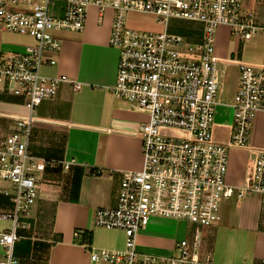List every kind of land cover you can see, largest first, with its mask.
Listing matches in <instances>:
<instances>
[{"label":"built area","instance_id":"2783aa9c","mask_svg":"<svg viewBox=\"0 0 264 264\" xmlns=\"http://www.w3.org/2000/svg\"><path fill=\"white\" fill-rule=\"evenodd\" d=\"M113 10L109 45L119 53L117 74L107 87L115 100L143 112L140 123L141 167L123 172L114 208L95 211V227L120 230L121 250L88 251L94 264H212L211 252L202 247V232L222 219L224 203L258 197L264 213V147L250 143L256 114L264 112V63L240 57H219L216 33L221 26L243 42L264 35V22L244 8L243 0H0V32L30 39L22 49L0 55V92L23 103L30 111L50 98L59 84L74 91L81 84L60 75L41 74L54 66L60 41L56 31L84 30L88 9ZM128 12L150 14L163 24L162 32L125 27ZM235 65L239 77L235 93L224 95L227 68ZM231 109L229 123L213 121L215 109ZM10 132L0 137V195L10 208L0 212L9 220L0 231V264H20L14 244L21 237V218L27 217L37 199L38 172L61 163L46 160L29 149L33 117H15ZM217 128L225 131L216 136ZM247 153L242 183H228L229 152ZM185 221L188 235L175 254L156 257L136 249V236L151 219Z\"/></svg>","mask_w":264,"mask_h":264},{"label":"crops","instance_id":"0c3cea01","mask_svg":"<svg viewBox=\"0 0 264 264\" xmlns=\"http://www.w3.org/2000/svg\"><path fill=\"white\" fill-rule=\"evenodd\" d=\"M243 5L247 9L244 0ZM112 21V9H105L100 16L99 8L91 5L83 31L54 33L60 50L46 53L45 58H54L57 63L43 66L41 74L74 79L81 84L78 91L69 83H61L32 111L18 99L0 92V137L10 132L15 117L30 115L31 153L46 160L72 161L67 169L58 163L38 172L36 203L28 216L21 218V237L13 248L20 264H94L88 255L91 248L121 250L125 246L122 231L95 227L93 222L97 209L116 206L122 173L140 169L141 140L137 129L147 120L143 112L112 98L107 89L115 82L119 57L118 50L108 43ZM5 34L11 33L0 32V55L20 50L30 42L20 35L16 36L23 40L11 41ZM244 168L234 182L229 170L228 183L240 185ZM256 200L259 207L251 218H222L215 227L202 232V247L211 252L212 264H264V213ZM49 202L50 227L46 234L37 236L38 221L45 217L41 215L44 208L38 207ZM9 206L0 195V212ZM174 224L151 219L138 232L136 249L156 257L175 254L180 240L173 238ZM228 234L232 249L226 254ZM217 247L220 252L215 256Z\"/></svg>","mask_w":264,"mask_h":264},{"label":"rangeland","instance_id":"374dc122","mask_svg":"<svg viewBox=\"0 0 264 264\" xmlns=\"http://www.w3.org/2000/svg\"><path fill=\"white\" fill-rule=\"evenodd\" d=\"M247 9L251 10L255 15H257L258 20L264 22L261 16H264V0H244ZM125 27L130 30L143 31V32H162L164 26L156 21V18L150 14L139 13V12H128L126 15ZM61 31V30H60ZM63 31V30H62ZM6 35V36H5ZM11 41L23 40L20 37L13 34H5ZM238 38L230 35V30L226 26H221L216 33V43L215 51L216 53L229 57L241 58L245 62L249 63H264V35H257L250 40L243 42L241 48L238 45ZM227 74L225 78L224 95L232 96L238 84L239 72L235 65H231L227 68ZM213 121L216 124L229 123L231 121V109L222 105H219L215 109ZM225 131L222 128H217L216 136L223 137ZM250 143L252 145H264V112L256 114L254 123L250 132ZM231 161V163H230ZM246 154L244 150L234 148L229 152V166L228 172L231 170L232 182L235 178L239 179L240 173L245 167ZM258 199L256 196L243 199L236 202L235 199H231L224 203L223 209L221 210L222 218L224 219H249L251 218L253 212L259 207ZM51 202L46 204H41L38 209L42 208L44 212L41 215H45L43 220L38 221V228L36 231L37 236H42L46 234L51 223ZM252 211V212H251ZM42 219V218H41ZM160 221L175 222L173 229V238L176 240L185 239L191 228V225L185 221L167 220L161 218ZM9 220H0V229H9ZM22 221V220H21ZM43 229V230H42ZM229 241V247L225 250V253L232 249L231 234L226 235ZM207 238L205 239V241ZM227 246V245H226ZM3 249L0 247V254ZM220 248L217 247L215 251V256H218Z\"/></svg>","mask_w":264,"mask_h":264},{"label":"trees","instance_id":"16d2710c","mask_svg":"<svg viewBox=\"0 0 264 264\" xmlns=\"http://www.w3.org/2000/svg\"><path fill=\"white\" fill-rule=\"evenodd\" d=\"M9 208H10V206H9ZM58 240H60V239H58Z\"/></svg>","mask_w":264,"mask_h":264}]
</instances>
